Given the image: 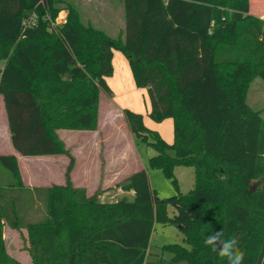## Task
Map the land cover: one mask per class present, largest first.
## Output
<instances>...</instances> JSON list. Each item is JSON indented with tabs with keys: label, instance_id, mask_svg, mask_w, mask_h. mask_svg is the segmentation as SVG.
Returning a JSON list of instances; mask_svg holds the SVG:
<instances>
[{
	"label": "trees",
	"instance_id": "trees-1",
	"mask_svg": "<svg viewBox=\"0 0 264 264\" xmlns=\"http://www.w3.org/2000/svg\"><path fill=\"white\" fill-rule=\"evenodd\" d=\"M251 2L124 0V38H113L85 22L74 0H0V93L12 143L22 155L70 156L66 182L43 190L46 215L26 221L21 210L35 200L18 157L0 154L11 174L0 181V264H22L7 250L6 222L28 229L33 264H228L205 244L214 232L239 239L243 264H264V119L247 99L253 79L264 80V19ZM32 13L36 23L24 26ZM115 50L146 88L149 116L173 119L174 141L124 107L131 132L156 150L150 166L177 188L175 168L194 167L189 193L160 197L145 168L119 183L131 200L101 201L73 184L58 131L97 129L101 93L114 96ZM157 222L181 227L189 245H166L167 263L147 260Z\"/></svg>",
	"mask_w": 264,
	"mask_h": 264
},
{
	"label": "rangeland",
	"instance_id": "rangeland-1",
	"mask_svg": "<svg viewBox=\"0 0 264 264\" xmlns=\"http://www.w3.org/2000/svg\"><path fill=\"white\" fill-rule=\"evenodd\" d=\"M101 1H104V4L101 5ZM252 1V13L264 19V0ZM105 2H108V5ZM75 3L80 8L85 22L93 23L111 37L115 38L120 31L125 30L126 13L122 0H93L92 2L77 0ZM112 89L113 98L105 92L101 93L99 107L101 119L95 131L79 129L58 131L60 138L73 156L70 177L75 187L85 189L88 195L97 194V197L105 202L120 199L131 200L133 191L123 189L119 183L138 169L145 168L149 173L152 188L158 192L160 197L175 195L179 190L182 193H189L195 185L194 167L179 165L175 168V176L179 184L177 188L162 169L150 166L149 160L157 153L156 150L131 132L123 115L117 112L114 114L109 110L113 103L119 110L126 106V108L130 107L143 113L147 127L158 131L169 143L174 141L173 119L155 121L149 116L151 104L146 88H139L125 81L121 85L114 83ZM247 99L253 108L262 111L264 119V80L261 77L253 79ZM108 146L110 150H107ZM77 155L78 158L90 155L92 158L88 161L89 165L84 168L80 162L77 165ZM29 156L22 157L20 166L24 183L30 190L29 200H35L32 206L30 203L26 204L21 210L25 214L26 221L39 219L46 215L47 200L43 190L51 184H64L70 163L68 154ZM10 179V172L1 167L0 181L6 182ZM39 192H42L41 196ZM168 208L169 216L177 212L172 204H169ZM4 235L9 254L22 264H33L29 250L28 229L26 227L17 229L6 222ZM172 243H180L189 247L178 225L174 223L165 225L157 222L151 236L147 260L160 259L164 263L171 261L173 253L165 246ZM173 264L189 263L181 261Z\"/></svg>",
	"mask_w": 264,
	"mask_h": 264
},
{
	"label": "crops",
	"instance_id": "crops-1",
	"mask_svg": "<svg viewBox=\"0 0 264 264\" xmlns=\"http://www.w3.org/2000/svg\"><path fill=\"white\" fill-rule=\"evenodd\" d=\"M76 1L77 0H74V2H76ZM84 1L92 2L93 0H84ZM98 2L100 3V1H98ZM123 2H124V0H122V3ZM105 3H107V5H108V2H105ZM102 4H104V1H101V5ZM123 5H124V3H123ZM252 5H253V1L251 2V6ZM66 14H67V12L65 10H62V12L60 13V16H66ZM115 38H124V31L123 30L120 31L119 35ZM128 62L129 61H128L127 57L125 56V54L122 51H120V50L114 51L113 63H114L115 71H114V74L112 75V77L108 78V82H109L111 87L114 83L121 85L125 81H127L128 84L136 86L134 78H133V73H132V70L130 68V64ZM124 107H126V106H124ZM123 108H121L122 110H119L113 103H111L109 111L114 113V114L117 112V113L123 115V111H124ZM100 119H101V114L99 112V121H100ZM85 131H95V130H85ZM109 147L110 146L107 147V150L109 149ZM0 154H15V156L18 157V161H19L20 166H21L22 157H26V158L30 157L28 155H22L19 151L16 150V148L14 147V145L12 143L11 132H10L8 116H7V110L5 107L4 97L1 93H0ZM78 157L79 156L77 155L76 156L77 165H79V162H80L81 165H83V168L87 167L89 165L90 162H88V161H90V159L92 158L90 155L83 156L80 158H78ZM137 159H138V157H137ZM133 196H134V192H133Z\"/></svg>",
	"mask_w": 264,
	"mask_h": 264
},
{
	"label": "clouds",
	"instance_id": "clouds-1",
	"mask_svg": "<svg viewBox=\"0 0 264 264\" xmlns=\"http://www.w3.org/2000/svg\"><path fill=\"white\" fill-rule=\"evenodd\" d=\"M221 232H214L205 239V244L212 247L218 255L226 257L228 264H243L245 254L239 247V239L235 236L222 239Z\"/></svg>",
	"mask_w": 264,
	"mask_h": 264
},
{
	"label": "built area",
	"instance_id": "built-area-1",
	"mask_svg": "<svg viewBox=\"0 0 264 264\" xmlns=\"http://www.w3.org/2000/svg\"><path fill=\"white\" fill-rule=\"evenodd\" d=\"M37 21V15L34 13H32V15L28 18H26L24 21H23V24L24 26H32L36 23ZM66 21V16H60L58 17L57 19V22H65Z\"/></svg>",
	"mask_w": 264,
	"mask_h": 264
},
{
	"label": "water",
	"instance_id": "water-1",
	"mask_svg": "<svg viewBox=\"0 0 264 264\" xmlns=\"http://www.w3.org/2000/svg\"><path fill=\"white\" fill-rule=\"evenodd\" d=\"M181 228V227H180Z\"/></svg>",
	"mask_w": 264,
	"mask_h": 264
}]
</instances>
